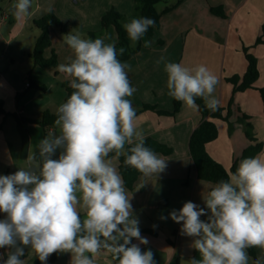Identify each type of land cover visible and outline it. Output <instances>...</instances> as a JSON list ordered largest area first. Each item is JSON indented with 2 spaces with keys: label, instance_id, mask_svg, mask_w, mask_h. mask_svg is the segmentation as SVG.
Listing matches in <instances>:
<instances>
[{
  "label": "clouds",
  "instance_id": "1",
  "mask_svg": "<svg viewBox=\"0 0 264 264\" xmlns=\"http://www.w3.org/2000/svg\"><path fill=\"white\" fill-rule=\"evenodd\" d=\"M30 8L31 0H16L13 15L26 20ZM154 24L139 17L123 27L135 44ZM63 39L73 58L57 70L72 92L56 110L59 131L39 142L27 168L0 175V249H9L0 261L25 264L21 258L30 248L41 264L54 253H68L70 264H95L102 250L118 264H155L151 249L132 243L145 245L148 239L141 236L122 176L106 159L113 152L115 159L124 156L125 165L146 176L167 168V159L146 147L137 130L136 110L128 99L136 91L128 79L130 65L117 58L114 41L105 42L110 37L82 38L77 32ZM151 43L146 40L144 47ZM124 51L121 47L119 54ZM164 72L169 97L189 108H198L196 99L202 98L209 110H217L213 94L219 81L206 66L164 62ZM202 200L203 208L188 201L160 217L180 224L181 235L192 238L200 259L185 264H250L247 250L264 249V155L241 160L235 173Z\"/></svg>",
  "mask_w": 264,
  "mask_h": 264
},
{
  "label": "crops",
  "instance_id": "2",
  "mask_svg": "<svg viewBox=\"0 0 264 264\" xmlns=\"http://www.w3.org/2000/svg\"><path fill=\"white\" fill-rule=\"evenodd\" d=\"M161 4L157 5L158 11L167 7L171 9L161 15L160 25L151 39L143 37L140 51L128 60L120 61L130 65L128 79L136 89L128 99L136 110L137 130L143 133L145 139L152 138L170 147L172 152L167 155L155 152L167 159L164 172L156 176L140 174L133 189L125 188L131 197L141 236L148 239L145 245L139 244L136 239L132 243L144 251L151 249L155 264H185L194 251L192 238L181 235L180 224L171 219L161 220L160 217H167L171 210H179L188 201L203 208L202 199L214 184L198 179L189 153L190 136L202 120L199 108H189L182 103L180 111L174 115L157 112L173 109L174 98L167 95L164 62L182 63L189 68L206 66L219 81L213 94L219 101L218 106L226 107L234 98L230 118L232 131L227 121L215 119L218 137L206 145L208 153L215 160L230 169L252 144L245 134L244 124L239 121L243 115L249 117L246 122L252 124L256 141L263 144L262 151L256 156L264 155V108L259 92V88L264 87V42L256 43L258 38L264 41V0H163ZM217 7L222 9L224 17L212 12V8ZM49 8L62 22L86 35L100 30L102 16L110 9L126 16L133 13L134 0H31L27 19L32 20L34 25V20L49 12ZM5 19L0 24H5ZM34 28L40 34L35 25ZM63 36L58 29L52 28V45L44 51L45 58H50L55 52L56 66L44 68L35 64L31 56L35 41L28 57L13 56L5 65H1L0 61V101L7 113L38 117L45 109L56 112L64 102L66 91L63 83L68 79L57 68L62 60V52L70 54L72 50L64 42ZM107 37L111 39L106 43H116L113 26L109 28ZM159 39L164 41L162 45L155 43ZM146 40L152 42L150 47H144ZM244 47H248L249 52L258 59L260 74L253 88L234 93V86L227 78L245 73L248 62ZM161 57H164V61L157 63ZM71 58L73 55L64 64L69 63ZM28 82L33 86L27 87ZM38 86H45L46 89L40 90ZM20 93L23 96L17 99ZM40 96L45 98L40 99ZM144 104L156 106L157 110L140 111ZM50 129L57 133L59 131L55 126ZM50 129L37 123L22 127L12 115L0 117V175L27 168L28 156L36 151ZM106 159H110L119 172V159L114 156ZM0 218H4L3 213H0ZM201 219L206 220L207 217L202 216ZM8 251L7 248L0 249L4 259ZM256 252L258 258L264 261V249L256 248ZM250 258L251 264L253 258ZM21 259L25 264H41L30 248H25V255ZM47 264H70V255L54 253ZM95 264H118V261L114 260L111 252L102 250Z\"/></svg>",
  "mask_w": 264,
  "mask_h": 264
},
{
  "label": "trees",
  "instance_id": "3",
  "mask_svg": "<svg viewBox=\"0 0 264 264\" xmlns=\"http://www.w3.org/2000/svg\"><path fill=\"white\" fill-rule=\"evenodd\" d=\"M163 0H134V10L135 14L138 12L139 17H148L155 21L154 26L149 27L145 36L149 39L154 34V30L160 25V17L163 13L169 11L171 7H167L163 11H158L157 5ZM212 12L216 15L224 17L225 14L220 7L212 8ZM126 19L124 14L116 11L115 9H110L107 11L101 20V31L91 32L88 34V38L96 39L97 33H102L103 31L108 30L111 26L114 27L117 35V41L115 43L119 60H128L136 53H138L143 45L142 39L143 37L136 42L134 47L131 46V40L128 38L125 29L123 27L122 21ZM34 25L40 30L39 36L36 38L34 49L31 53V56L34 59L36 65L41 67H52L57 64V57L55 52H53L50 58L44 57V51L52 45L51 41V30L52 28L58 29L62 34L66 35L69 33L68 25L62 22L58 16L53 12H47L40 18L34 20ZM264 30V26H263ZM144 36V37H145ZM264 42L261 38H258L256 43ZM158 45H162L164 43L163 40H157L155 42ZM123 47L125 49L124 53L119 54V49ZM244 54L247 59V69L245 73L240 75H233L230 78H227V81L233 84L234 93L238 91H244L249 88H253L256 80L259 77V68H258V59L249 52L248 47L243 48ZM32 83H30V87H32ZM63 87L66 91V97L64 102H66L67 98L70 96L72 89L69 86V81H65L63 83ZM40 90H45V86H38ZM259 92L263 102L264 108V87L259 88ZM22 94V93H20ZM20 94H17L16 98H20ZM196 104L199 106V110L202 115V120L200 124L195 128L192 132L189 140V153L193 161L194 168L197 173V177L200 180L208 181L213 183L214 185L220 180H227L229 175L235 173L237 167L241 160L249 157H255L259 152L263 149V144L256 141L254 134L252 132V124L250 122H246L249 117L247 115H243L239 118V121L244 124L245 134L248 139L251 140L252 144H250L243 152L240 161L235 162L234 165L227 169L220 162L215 160L207 151L206 145L215 140L218 137V128L215 122V119H223L229 123L230 131L233 129V122L230 120L233 114V104L234 98L232 97L226 107H219L217 110H209L205 106V102L202 98L196 99ZM182 106V102L176 101L173 99V109L168 110H157L156 106L144 104L140 111L143 110H157L159 114L165 115H174L180 111ZM5 115H12L18 125L22 127H27L29 123H37L40 124L45 129L49 130L51 127H54V121L57 118L56 112H52L49 109H45L41 112L38 117H30L28 115H22L18 113H7L3 108V102L0 101V117ZM145 146L151 148L154 152H161L165 155L170 154L172 152L171 148L152 139H145ZM131 147V145H127L126 148ZM38 152V147L36 151ZM115 156V153H110L108 157L111 158ZM125 157H119V174L122 176L124 180V186L128 189H133L140 178V172L136 169L125 165L124 163ZM1 219V218H0ZM248 254L253 258V261L258 258L256 248H250L247 250ZM195 258L197 260L200 259L199 253L195 250L190 259ZM36 260H38L36 258ZM39 261V260H38Z\"/></svg>",
  "mask_w": 264,
  "mask_h": 264
},
{
  "label": "rangeland",
  "instance_id": "4",
  "mask_svg": "<svg viewBox=\"0 0 264 264\" xmlns=\"http://www.w3.org/2000/svg\"><path fill=\"white\" fill-rule=\"evenodd\" d=\"M16 2V0H0V22L5 19V24H0V61L1 65H5L10 61L13 56H29V51L32 50L35 37L39 34V31L34 28L33 21L30 19H17L13 15L12 5ZM160 5L161 2L159 3ZM2 14L4 15L2 17ZM126 16V15H125ZM138 12L131 13L126 16V19L122 21L123 25L128 23L133 18H138ZM2 17V18H1ZM69 33L75 34L80 33L82 38H88V34H83L78 29H73L71 25L68 24ZM102 29L100 28V31ZM109 30V29H108ZM108 30L103 31L102 33H97V38L107 36ZM99 31V30H98ZM95 31V32H98ZM84 35V36H83ZM146 39H149L145 36ZM136 45L131 41V46L134 47ZM73 55L71 51L70 54L67 51L62 52V60L61 63H65L69 57ZM31 59V58H29ZM32 60V59H31ZM11 64V62H10ZM41 95L42 92H39ZM43 95V94H42ZM23 94H20V98H22ZM45 98V96H40V99ZM34 100H39L34 98ZM49 133V132H47Z\"/></svg>",
  "mask_w": 264,
  "mask_h": 264
},
{
  "label": "built area",
  "instance_id": "5",
  "mask_svg": "<svg viewBox=\"0 0 264 264\" xmlns=\"http://www.w3.org/2000/svg\"><path fill=\"white\" fill-rule=\"evenodd\" d=\"M26 86L29 87V86H30V82H28V83L26 84ZM50 132H53V130L50 129Z\"/></svg>",
  "mask_w": 264,
  "mask_h": 264
}]
</instances>
